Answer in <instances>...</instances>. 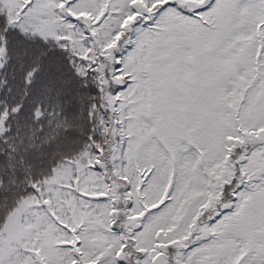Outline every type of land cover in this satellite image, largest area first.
<instances>
[{
	"label": "snow or ice",
	"instance_id": "1",
	"mask_svg": "<svg viewBox=\"0 0 264 264\" xmlns=\"http://www.w3.org/2000/svg\"><path fill=\"white\" fill-rule=\"evenodd\" d=\"M0 264H264V0H0Z\"/></svg>",
	"mask_w": 264,
	"mask_h": 264
}]
</instances>
